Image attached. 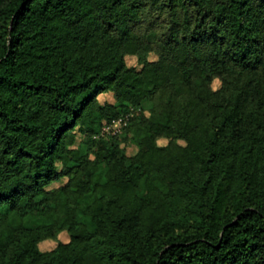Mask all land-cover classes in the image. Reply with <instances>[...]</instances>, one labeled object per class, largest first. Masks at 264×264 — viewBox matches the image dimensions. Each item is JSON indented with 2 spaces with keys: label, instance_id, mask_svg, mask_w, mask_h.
Returning <instances> with one entry per match:
<instances>
[{
  "label": "trees",
  "instance_id": "1",
  "mask_svg": "<svg viewBox=\"0 0 264 264\" xmlns=\"http://www.w3.org/2000/svg\"><path fill=\"white\" fill-rule=\"evenodd\" d=\"M0 264H264V0H0Z\"/></svg>",
  "mask_w": 264,
  "mask_h": 264
},
{
  "label": "rangeland",
  "instance_id": "2",
  "mask_svg": "<svg viewBox=\"0 0 264 264\" xmlns=\"http://www.w3.org/2000/svg\"><path fill=\"white\" fill-rule=\"evenodd\" d=\"M150 59H153V57L151 56ZM126 63H127V65L130 66V67H132V66H136V61H135V59H134V58H131V57H129V58L126 59ZM218 86H219L218 81H215V82L213 83V85H212V88H213V89H217ZM99 100H100V102H102V103H104V102H106V103H112V102H113V97H112L111 94H105V95H101V96L99 97ZM158 144H159L160 146L165 145V144H166V141H164V140H160V141L158 142ZM135 151H136V149H135L134 147H128V148H127V154H128V155H132V154H134ZM58 240L61 241V242H64V243L67 242V241L69 240V238H68V234H67L66 232L60 234L59 237H58ZM56 243H57V242H55V241H51V240L46 241V242H42V243L39 245V249H41V250H43V251H49V250H52L53 247L56 245Z\"/></svg>",
  "mask_w": 264,
  "mask_h": 264
},
{
  "label": "built area",
  "instance_id": "3",
  "mask_svg": "<svg viewBox=\"0 0 264 264\" xmlns=\"http://www.w3.org/2000/svg\"><path fill=\"white\" fill-rule=\"evenodd\" d=\"M130 114H125L108 123L101 131L100 136H114L119 134L126 127Z\"/></svg>",
  "mask_w": 264,
  "mask_h": 264
}]
</instances>
